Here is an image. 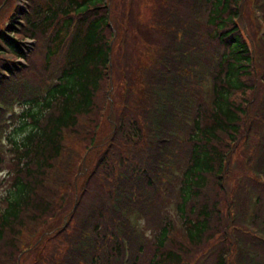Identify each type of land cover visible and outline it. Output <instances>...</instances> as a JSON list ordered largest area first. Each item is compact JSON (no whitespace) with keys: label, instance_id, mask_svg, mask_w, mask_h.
<instances>
[{"label":"trees","instance_id":"trees-1","mask_svg":"<svg viewBox=\"0 0 264 264\" xmlns=\"http://www.w3.org/2000/svg\"><path fill=\"white\" fill-rule=\"evenodd\" d=\"M110 1L34 0L15 10L19 31L0 27V93L6 87L23 99L0 155V264H20L27 251L33 264H85V254L89 264H118L120 212L133 211L149 225L128 234L133 264H264V133L244 122L263 45L254 44V25L251 35L243 30L244 1L200 0L199 24L195 0H157L144 22L128 21L115 61L122 13L111 17ZM4 30L37 43L26 65L13 60L21 47ZM175 38L188 61L183 76ZM202 68L212 79L208 108ZM170 100L187 105L188 125L170 116ZM166 121L182 136L165 134ZM247 126L249 157L227 175ZM158 163L177 170L164 196L172 211L148 179L160 177ZM204 250L205 259L194 258Z\"/></svg>","mask_w":264,"mask_h":264},{"label":"rangeland","instance_id":"rangeland-1","mask_svg":"<svg viewBox=\"0 0 264 264\" xmlns=\"http://www.w3.org/2000/svg\"><path fill=\"white\" fill-rule=\"evenodd\" d=\"M156 1L157 0H122V2L124 4V7L126 8V11H127V17H129V21L133 25L134 24L135 25L139 24V21H142V20L144 22L145 19L149 17V15L151 13V10H153L154 7H155V2ZM243 1H244L243 2L244 8H243V12L241 13V16H240V20H241V23H242V26H243V30L247 31V33L249 35H251L250 32H249V29H248V25H254L255 18H257L259 20V22H261V27H260L258 33L261 34V32H262L263 33V38H264V0H243ZM122 2H121V0H111L110 1V3L112 4V7H113L114 17L117 14H120V11L122 9V7H121V3ZM0 3H1L0 4V20H1V19L4 18L3 15L4 14L6 15V11L10 7L9 5H10L11 1L10 0H0ZM137 11L143 16H142L141 19L136 21V20H133V18H134L133 14L135 12H137ZM113 12L110 13L111 17L113 16ZM116 12H117V14H116ZM121 21H122V19H121ZM0 24H1V22H0ZM116 25L117 24H116V21H115V23H113V25H112V29H114L115 33H116V30H117L116 29V27H117ZM0 26H2V24ZM114 40L117 43L116 37H114ZM261 44L263 46L261 48H259V50L256 52V54H254L255 60H256V58H258V60L255 61L256 63L254 65V67H255V69L257 67L259 70H263V72H264V41ZM114 48L115 49L113 50L112 59L114 58V61H115V57H117L116 45H115ZM114 63L112 64L113 66L110 69V76L111 77H110V80H109L110 88H109V92H108L109 99H110L111 102H113V96H114L113 94L115 93V91H116V89L118 88V85H119L118 82H117V79H116V73H115V70H114ZM261 76L264 77V73H262ZM258 88H260L262 90L260 85L258 86ZM253 108H256V107H253ZM245 111L249 115L256 113V110H254V109L251 110L250 109V105H247ZM113 112L114 111H112V113ZM244 122L248 123L246 120ZM14 124L16 125V123H14ZM14 124H12L11 127ZM249 125H253V121L250 122ZM9 127H10V125H9ZM258 128H260V130H263L264 123L263 122H259L258 123ZM105 129H106L105 128V124L102 123L98 127V130L96 131L97 136H100ZM239 152L242 155L245 156V152H244V148L243 147H241ZM31 254H32V251L28 252L26 255H24L22 257L20 263L24 264L25 261H28Z\"/></svg>","mask_w":264,"mask_h":264},{"label":"bare ground","instance_id":"bare-ground-1","mask_svg":"<svg viewBox=\"0 0 264 264\" xmlns=\"http://www.w3.org/2000/svg\"><path fill=\"white\" fill-rule=\"evenodd\" d=\"M40 57V56H39ZM38 60V59H37ZM39 60H42V58L41 59H39ZM37 62V61H36ZM45 62V61H44ZM37 64H38V62H37ZM39 65V64H38Z\"/></svg>","mask_w":264,"mask_h":264}]
</instances>
